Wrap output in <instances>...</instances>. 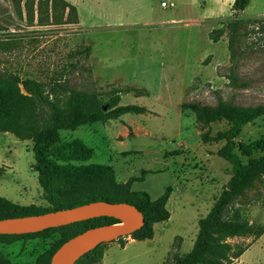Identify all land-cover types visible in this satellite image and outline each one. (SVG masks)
Returning a JSON list of instances; mask_svg holds the SVG:
<instances>
[{"label": "rangeland", "instance_id": "rangeland-1", "mask_svg": "<svg viewBox=\"0 0 264 264\" xmlns=\"http://www.w3.org/2000/svg\"><path fill=\"white\" fill-rule=\"evenodd\" d=\"M67 1L77 8V23L40 25L37 3L30 23L25 1L19 9L12 0H0V39L11 44L0 48V80L41 81L48 91L62 85L97 92L103 103L119 95L122 105L148 109L61 134L64 142L80 140L93 150L82 164L112 166L123 183L143 176L134 191L157 199L172 187L171 218L155 225L154 238L125 248L109 242L99 263L164 264L174 247L180 254L191 251L199 219L232 175V166L218 155L225 140H216L228 123H198L194 106L213 108L223 101L259 109L262 115L243 128L236 142L248 146L264 139V21L239 31L240 86L235 87L229 79L227 29L233 0ZM242 18H264V0H252ZM216 36L218 42L212 40ZM33 148L32 140L0 133V196L19 205L48 206L33 169ZM263 200L264 185L257 182L237 199V207L248 221L264 226ZM230 242L249 248L234 264H264V235ZM50 243L0 241V252L12 264H42Z\"/></svg>", "mask_w": 264, "mask_h": 264}, {"label": "trees", "instance_id": "trees-1", "mask_svg": "<svg viewBox=\"0 0 264 264\" xmlns=\"http://www.w3.org/2000/svg\"><path fill=\"white\" fill-rule=\"evenodd\" d=\"M23 1L26 18L30 23L34 22L36 3L40 25L77 23V8L67 0H12V4L20 9ZM251 1L234 0L231 6L233 19L227 24L231 62L229 79L235 87L240 86L237 75L241 59L239 31L244 25L264 21V18H242ZM19 9L22 17L23 13ZM212 40L218 42L219 37H213ZM8 41L9 39H0L2 50L10 48ZM22 88L26 94L22 92ZM101 97L102 94L97 92L62 85H55L48 91L46 84L32 79L0 80V133L10 132L20 140L34 142L33 169L38 173L43 197L48 203V206H24L0 196V220L41 215L86 204L125 202L136 206L142 212L144 223L131 235L116 240L124 248L125 238L128 237L136 241L153 239L155 225L171 218L168 202L172 187H168L159 198L152 199L147 192L132 189L134 183L144 181L143 176L131 177L124 183L118 182L112 166L82 164L94 154L82 141L62 140L61 132L64 130L75 131L82 126L105 123L126 114L149 112L146 107L139 105H122L119 95L110 98L106 103H103ZM193 110L198 123H228L229 129L216 140H225L218 155L232 166V175L210 211L199 219L198 233L191 251L180 254L179 246L174 247L164 264H234L248 247H242L230 240L249 237L258 239L264 235V226L248 221L241 208L237 207V199L248 189L256 187L257 182L264 185V139L248 146L236 142L243 128L259 118L262 111L223 101L217 107L194 106ZM212 139L214 140L210 138L207 141ZM258 153L263 155L255 157ZM242 157L247 159V163L242 161ZM144 173L150 174L148 171ZM119 223L120 220L114 217H99L24 234H0V241L48 240L51 243L43 256L42 264H53L55 256L66 245L90 229L116 226ZM106 245L107 243L99 245L75 264L101 263ZM0 264L12 262L0 252Z\"/></svg>", "mask_w": 264, "mask_h": 264}, {"label": "water", "instance_id": "water-1", "mask_svg": "<svg viewBox=\"0 0 264 264\" xmlns=\"http://www.w3.org/2000/svg\"><path fill=\"white\" fill-rule=\"evenodd\" d=\"M99 217H114L120 220L119 224L122 227L120 229L113 228L114 226L90 229L84 235L73 240L75 242L71 241L58 253L57 264H75L82 256L99 245L129 236L139 230L144 223V216L136 206L125 202H105L86 204L41 215L2 219L0 220V234H24L47 227L65 226Z\"/></svg>", "mask_w": 264, "mask_h": 264}, {"label": "crops", "instance_id": "crops-1", "mask_svg": "<svg viewBox=\"0 0 264 264\" xmlns=\"http://www.w3.org/2000/svg\"><path fill=\"white\" fill-rule=\"evenodd\" d=\"M233 2H234V0H233ZM233 2H232V3H233ZM132 188H133V187H132ZM260 238H261V237H260ZM260 238H258V239H260ZM125 239H126V246H125V247L129 246L131 243H134V242L136 241V240L131 239L130 237L125 238ZM125 247H124V248H125ZM248 249H249V248H248ZM245 252H246V251H245ZM240 258H241V257H240ZM240 258H239V259H240ZM239 259H238V260H239ZM238 260H237V261H238ZM237 261H236V262H237Z\"/></svg>", "mask_w": 264, "mask_h": 264}, {"label": "bare ground", "instance_id": "bare-ground-1", "mask_svg": "<svg viewBox=\"0 0 264 264\" xmlns=\"http://www.w3.org/2000/svg\"><path fill=\"white\" fill-rule=\"evenodd\" d=\"M101 205V204H100ZM117 227H116V229H120L121 227H122V225L121 224H118V225H116ZM73 242H75V241H73ZM58 256H59V254L58 255H56V258H55V262H54V264H57V261H58Z\"/></svg>", "mask_w": 264, "mask_h": 264}, {"label": "built area", "instance_id": "built-area-1", "mask_svg": "<svg viewBox=\"0 0 264 264\" xmlns=\"http://www.w3.org/2000/svg\"><path fill=\"white\" fill-rule=\"evenodd\" d=\"M169 6H170V4L168 2H162V7L167 8Z\"/></svg>", "mask_w": 264, "mask_h": 264}]
</instances>
